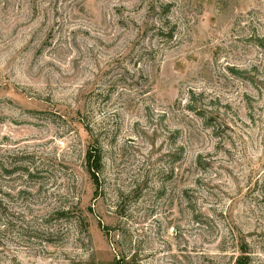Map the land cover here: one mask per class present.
<instances>
[{"label":"rangeland","instance_id":"1","mask_svg":"<svg viewBox=\"0 0 264 264\" xmlns=\"http://www.w3.org/2000/svg\"><path fill=\"white\" fill-rule=\"evenodd\" d=\"M242 246L264 264V0H0V264Z\"/></svg>","mask_w":264,"mask_h":264},{"label":"trees","instance_id":"2","mask_svg":"<svg viewBox=\"0 0 264 264\" xmlns=\"http://www.w3.org/2000/svg\"><path fill=\"white\" fill-rule=\"evenodd\" d=\"M87 163L89 167V172L91 175L95 178L97 176V170L100 168L101 164V155L98 151H92L91 149H88L87 151ZM247 247L242 246L241 247V253L235 264H249L250 260L247 255Z\"/></svg>","mask_w":264,"mask_h":264}]
</instances>
